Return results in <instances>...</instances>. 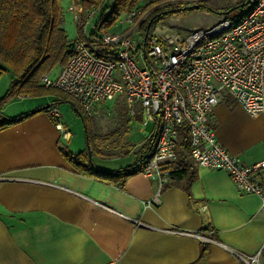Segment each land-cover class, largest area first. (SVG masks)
<instances>
[{
    "label": "crops",
    "instance_id": "1",
    "mask_svg": "<svg viewBox=\"0 0 264 264\" xmlns=\"http://www.w3.org/2000/svg\"><path fill=\"white\" fill-rule=\"evenodd\" d=\"M37 106L0 111V125L4 116L34 111L0 128V264H239L231 250L251 255L264 241L259 199L238 190L225 170L191 159L185 185L169 180L160 187L143 166L123 178L81 172L63 151L83 148H67L72 132L63 138ZM210 126L242 165L264 159L263 113L251 116L223 91ZM96 155L102 172L135 162L115 165L117 154ZM258 178L264 183V169ZM252 264H264V256Z\"/></svg>",
    "mask_w": 264,
    "mask_h": 264
},
{
    "label": "built area",
    "instance_id": "2",
    "mask_svg": "<svg viewBox=\"0 0 264 264\" xmlns=\"http://www.w3.org/2000/svg\"><path fill=\"white\" fill-rule=\"evenodd\" d=\"M66 10L76 23L81 0H69ZM94 12V8L88 11L85 27L93 26ZM141 12L139 6L121 12L114 24L117 31L103 32L96 41L75 37L67 62L53 75L42 74L39 83L71 96L87 114L122 95L131 115L139 106L143 125L158 122L142 172L156 179L159 187L170 180L168 165L177 159L178 128L187 126L193 162L225 170L238 190L257 196L264 211V183L258 178L264 159L242 165L217 142L210 126L223 91L251 116L264 114V0H256L237 22L218 14L210 24L194 27L184 39L158 24L146 42L140 24L148 12ZM46 112L60 135L69 139L70 130L60 121L58 110L50 106ZM151 201H159L158 193ZM231 253L239 264L259 262L264 241L251 255Z\"/></svg>",
    "mask_w": 264,
    "mask_h": 264
},
{
    "label": "trees",
    "instance_id": "3",
    "mask_svg": "<svg viewBox=\"0 0 264 264\" xmlns=\"http://www.w3.org/2000/svg\"><path fill=\"white\" fill-rule=\"evenodd\" d=\"M62 0H0V71H8L11 74V88L19 94H36L44 87L39 83L42 74L56 67H62L71 53V40L63 27V13L61 11ZM168 0H81V12L75 23L77 35L83 40L96 41L98 36L106 32L116 23L121 12L136 6L142 7V12L149 11L140 27L147 33L146 42L151 36L154 27L165 15L173 13L182 4L167 2ZM208 0H200L189 3L188 6L207 8L219 14H225L232 22L240 20L255 4L256 0H240L235 4L224 6L210 5ZM163 3V4H162ZM187 5V3H185ZM184 6L183 8H185ZM94 8L90 30L85 31L87 13ZM152 9V11H151ZM219 10V11H218ZM222 10V11H221ZM141 12V13H142ZM137 19V18H136ZM49 91L60 96H68L57 88L46 87ZM124 101V100H123ZM74 109L83 119L88 132V144L91 138L95 139L89 131L87 121L88 114L83 111L76 101H72ZM53 105H44L37 110H47ZM34 111L24 112L14 117H3L2 125L19 121ZM142 121L139 106L136 107V117ZM0 125V128L3 127ZM159 124H154V129L146 142L139 150L134 166L118 169L113 172L97 170L91 159V151L103 153L94 145L91 150L85 148L75 154L63 151V155L69 159L78 170L88 174L102 175V178L112 179L114 176L124 177L127 174L138 171L145 165L155 142L153 135L158 131ZM91 132V134H90ZM152 142V145H151ZM189 133L187 126L178 128V140L176 143L177 159L169 163L170 181L183 185L188 182L192 172L191 158H189ZM113 149L105 154L116 155ZM93 154V153H92Z\"/></svg>",
    "mask_w": 264,
    "mask_h": 264
},
{
    "label": "rangeland",
    "instance_id": "4",
    "mask_svg": "<svg viewBox=\"0 0 264 264\" xmlns=\"http://www.w3.org/2000/svg\"><path fill=\"white\" fill-rule=\"evenodd\" d=\"M239 1L240 0H208L207 3L210 5L224 6L226 4L232 5ZM68 2L69 0L61 1V11L64 19L63 27L68 38L72 42L78 35L72 16L66 10ZM167 2L182 5H179L175 12L165 15L157 25L165 24L170 30L172 29L174 33L178 34L181 39H184L194 27H204L210 24L219 14L207 8L188 6L189 3L198 1L168 0ZM185 3H187V5H185ZM184 6L186 7L183 8ZM148 13L150 12L148 11ZM90 27L91 25L87 24L85 30L89 31ZM117 29L118 27L112 26L110 29H107L106 32L117 31ZM139 64H144L142 55L139 58ZM60 68L61 67L53 68L50 71L51 74H54L53 72L58 71ZM10 76L11 74L5 73L3 70L0 71V111L4 114L10 113L16 106L21 107L27 103H37L39 107L47 104L55 106L60 114V121L72 132L71 140L65 142V146L69 149L75 150V147L78 145L83 149H87L90 148L89 146L91 144L92 150L93 143L95 146H100L101 150L104 152L110 150L108 147H114L112 151L117 153V157L110 160H113L115 165H125V163L131 164L136 160L139 150L150 136L145 134L150 126L141 123L138 116L136 117V111L134 113L135 116L130 115L125 101H123L124 99L121 95H117L88 114V119H86L87 125L89 131L91 130L95 137V139H92L90 136V143L88 144L87 127L81 116L74 109L72 102L75 101L74 98L71 96L57 95V93L49 91L46 87H42L36 94L25 95L26 97H39V99L26 98L24 96L23 98L25 99L20 100L19 96L23 94H19L16 89L14 90L11 88L12 80ZM47 96H54L56 98L50 102L48 100H43V98ZM4 105H7V109H5ZM88 153L91 155L92 161H99L95 151L92 150L90 153L88 150Z\"/></svg>",
    "mask_w": 264,
    "mask_h": 264
},
{
    "label": "water",
    "instance_id": "5",
    "mask_svg": "<svg viewBox=\"0 0 264 264\" xmlns=\"http://www.w3.org/2000/svg\"><path fill=\"white\" fill-rule=\"evenodd\" d=\"M146 37H147V33L145 32V34H144V39H146ZM46 106H48V105H46ZM155 136H156V132H155L154 135H153V140H154ZM151 145H152V142H151Z\"/></svg>",
    "mask_w": 264,
    "mask_h": 264
}]
</instances>
